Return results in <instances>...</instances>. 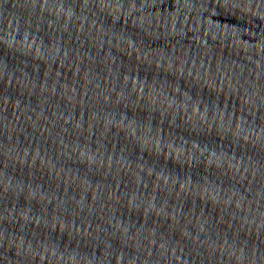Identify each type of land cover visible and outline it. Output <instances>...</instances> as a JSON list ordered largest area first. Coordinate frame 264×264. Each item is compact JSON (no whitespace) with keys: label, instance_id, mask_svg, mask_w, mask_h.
<instances>
[{"label":"water","instance_id":"obj_1","mask_svg":"<svg viewBox=\"0 0 264 264\" xmlns=\"http://www.w3.org/2000/svg\"><path fill=\"white\" fill-rule=\"evenodd\" d=\"M0 264H264V0H0Z\"/></svg>","mask_w":264,"mask_h":264}]
</instances>
